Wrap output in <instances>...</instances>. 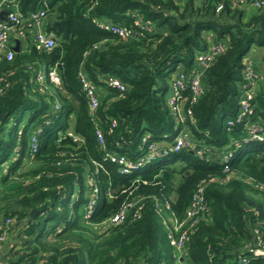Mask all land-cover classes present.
Returning <instances> with one entry per match:
<instances>
[{"label": "trees", "instance_id": "1", "mask_svg": "<svg viewBox=\"0 0 264 264\" xmlns=\"http://www.w3.org/2000/svg\"><path fill=\"white\" fill-rule=\"evenodd\" d=\"M16 1L25 14L48 3L46 31L55 36L56 46L38 50L33 42L14 51L11 60L0 58V116L5 115L0 120V232L8 219L13 220L8 230L21 226L18 249L1 260L175 264L168 227L183 217L196 187L211 179L204 191L208 210L188 240L187 264H237L244 248L255 246V230L264 241V193L256 189L264 185V143L238 149L228 173L219 159L201 160L184 151L129 177L118 176V166L105 160L108 154L140 160L143 140L173 146L180 129L167 102L170 84L178 74L190 81L196 55L211 45L222 44L224 50L201 77L203 95L187 104L190 138L218 155L229 150L231 139L242 136L239 124L225 123L239 108L242 61L253 47L262 55L259 66L253 64L261 78L251 103L252 122L264 127V12H247L237 6L240 0ZM93 20L124 28L130 36L99 30ZM51 68L59 83L49 78L38 83V72ZM80 72L98 95L94 113ZM110 75L126 85L124 93L105 86ZM183 93L188 97L190 91ZM13 117L17 123L11 127ZM32 137L39 146L33 155ZM87 179L100 192L92 215L84 220ZM137 199H142L138 220L101 226ZM33 209L38 212L27 223Z\"/></svg>", "mask_w": 264, "mask_h": 264}, {"label": "built area", "instance_id": "2", "mask_svg": "<svg viewBox=\"0 0 264 264\" xmlns=\"http://www.w3.org/2000/svg\"><path fill=\"white\" fill-rule=\"evenodd\" d=\"M243 1V0H241ZM236 3H232V6ZM252 7L260 12H264V0H254L251 3ZM222 5L217 6V10H221ZM5 12V21H0V58H6L11 60L13 58V42L11 41L10 34L15 32L17 35H23L27 29L33 28L34 33V45L38 50L50 51L56 46V38L52 33H48L44 28L45 21L49 15V5L46 1H42L38 8L29 13H23L20 10L19 4L16 0H0V12ZM94 25L99 30L113 32L119 34L123 38L130 36V32L124 28H118L105 21L93 20ZM224 45L216 44L211 45L206 51L201 52L195 57L196 72L190 81H186L185 77L178 74L170 84V91L168 97V105L170 112L175 120L176 127L180 129L178 135L173 140V146L170 148H164L167 143H149L145 140L142 141V158L136 162L128 160L124 155L108 154L105 156L110 164H116L118 166V176H130L136 171L153 164V162L164 159L170 155H177L184 152H191L196 158L206 160L213 156L214 159H219L223 165V173L229 172V164L235 159V152L245 146L251 144L264 143V127L260 124L252 122V116L254 114L251 103L255 97L256 89L260 81L261 76L254 69L253 63L248 55L243 59L242 78L243 85L241 87V98L239 102V108L232 119L226 121L227 127H233V125L239 124L242 132L240 138L231 139L227 146L229 150L216 154L210 148H200L195 145L190 135L185 128V119L191 117V109L187 107V104L195 103L200 96L203 95V87L201 85V77L204 74L207 67L214 60V58L222 53ZM49 78L53 83L58 84L59 79L56 72V68H51L44 72H38L36 81L38 83L44 82ZM78 79L80 80L82 91L88 99V109L90 113H94L99 106V99L96 90L92 84H90L83 72L78 73ZM104 84L107 88L117 90L120 94L126 91V85L123 84L115 76H107L104 80ZM189 90L188 97L184 96V91ZM59 106L54 105V110H58ZM114 124L112 125V127ZM97 140L100 146L104 149V140L102 135L97 131ZM79 140V138L76 137ZM31 155L35 154L39 150L36 139L31 138ZM97 166L102 167V164L97 163ZM209 180L205 183H200L191 195L188 206L181 219L174 218L171 220V224L168 227V242L173 249L172 257L175 260V264H187V245L189 237L191 236L194 227L198 224L202 218L204 212L208 210L207 203L204 195L205 187L212 182ZM87 205L85 207L84 220H87L93 213L94 208L98 202L99 189L94 181L87 179ZM256 189L264 193V185H256ZM142 211V199L130 200L123 204L122 207L108 219L101 223L102 227H115L121 225L127 220H138ZM13 224L12 219H8L5 222L4 229L0 232V245L6 241V234L8 227ZM256 236L255 246H247L244 248V253L238 257L237 264H248L252 260H264V241L261 236L258 235V231H254ZM0 264H8L0 259ZM229 264V263H224Z\"/></svg>", "mask_w": 264, "mask_h": 264}, {"label": "crops", "instance_id": "3", "mask_svg": "<svg viewBox=\"0 0 264 264\" xmlns=\"http://www.w3.org/2000/svg\"><path fill=\"white\" fill-rule=\"evenodd\" d=\"M236 3V2H233ZM238 7H242L243 9H246L247 12L254 11L255 8L252 7L251 3L243 0L239 1L237 4ZM49 18L46 19L44 28L47 30V23ZM34 33L35 30L33 28L27 29L26 32L23 33V35H17L15 32H12L10 35L11 41L13 42V49L18 45V50H26L28 46L33 43L34 41ZM20 227L18 224H15L10 230L7 231L6 241L0 245V259H4L12 250L18 249V232L20 230Z\"/></svg>", "mask_w": 264, "mask_h": 264}, {"label": "rangeland", "instance_id": "4", "mask_svg": "<svg viewBox=\"0 0 264 264\" xmlns=\"http://www.w3.org/2000/svg\"><path fill=\"white\" fill-rule=\"evenodd\" d=\"M261 55H262V51L260 50V49H256V47H253L252 48V50L250 51V53H249V55H248V57L251 59V61H252V63L256 66H259V64H260V58H261ZM264 65V64H263ZM262 65V66H263ZM254 67V66H253ZM262 69H263V71H264V68L262 67ZM260 70V69H259ZM27 115V114H26ZM16 119H17V117L15 118V117H13L11 120H12V122L10 123V125H11V127H14L15 125H16V123H17V121H16ZM69 131V133H72V130L71 129H69L68 130ZM173 159V156H169V157H167L166 159L164 158V159H160V160H157V161H155V162H153V164H152V167L151 168H153L154 166H156L157 164H159V163H162V162H166V163H168V162H170L171 160Z\"/></svg>", "mask_w": 264, "mask_h": 264}, {"label": "water", "instance_id": "5", "mask_svg": "<svg viewBox=\"0 0 264 264\" xmlns=\"http://www.w3.org/2000/svg\"><path fill=\"white\" fill-rule=\"evenodd\" d=\"M0 21H5V12H4V11H1V12H0ZM17 46H18V45L16 44V46H15L14 49H13L15 52L18 51V47H17ZM3 117H5V115H1V116H0V120H1ZM37 212H38V211H37L36 209L31 210L30 213H29L28 219L26 220V222L29 223L31 220H33V218L36 216Z\"/></svg>", "mask_w": 264, "mask_h": 264}]
</instances>
